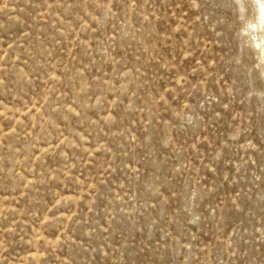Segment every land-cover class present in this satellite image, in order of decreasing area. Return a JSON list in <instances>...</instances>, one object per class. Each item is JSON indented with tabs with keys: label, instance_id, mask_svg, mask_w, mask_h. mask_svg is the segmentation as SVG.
Masks as SVG:
<instances>
[{
	"label": "rangeland",
	"instance_id": "374dc122",
	"mask_svg": "<svg viewBox=\"0 0 264 264\" xmlns=\"http://www.w3.org/2000/svg\"><path fill=\"white\" fill-rule=\"evenodd\" d=\"M0 264H264L258 0H0Z\"/></svg>",
	"mask_w": 264,
	"mask_h": 264
},
{
	"label": "bare ground",
	"instance_id": "6f19581e",
	"mask_svg": "<svg viewBox=\"0 0 264 264\" xmlns=\"http://www.w3.org/2000/svg\"><path fill=\"white\" fill-rule=\"evenodd\" d=\"M258 2L260 3V10H261L262 19H264V5L261 2V0H258Z\"/></svg>",
	"mask_w": 264,
	"mask_h": 264
}]
</instances>
